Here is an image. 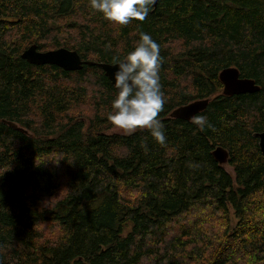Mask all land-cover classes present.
<instances>
[{
	"label": "trees",
	"instance_id": "1",
	"mask_svg": "<svg viewBox=\"0 0 264 264\" xmlns=\"http://www.w3.org/2000/svg\"><path fill=\"white\" fill-rule=\"evenodd\" d=\"M140 32L160 45L164 144L106 133L116 93L97 66L20 58L35 44L114 64ZM230 68L258 91L223 95ZM205 99L203 129L170 118ZM262 132L264 0H156L126 26L89 0H0V264H264Z\"/></svg>",
	"mask_w": 264,
	"mask_h": 264
},
{
	"label": "clouds",
	"instance_id": "2",
	"mask_svg": "<svg viewBox=\"0 0 264 264\" xmlns=\"http://www.w3.org/2000/svg\"><path fill=\"white\" fill-rule=\"evenodd\" d=\"M155 3L156 0H89L93 11L120 26L133 21L143 22ZM160 61V45L149 33L140 32L134 50L113 61L117 94L107 118L125 134L147 129L157 143L164 144V125L158 118L165 104L159 75ZM190 119L200 129L207 123L205 115L197 114Z\"/></svg>",
	"mask_w": 264,
	"mask_h": 264
},
{
	"label": "water",
	"instance_id": "3",
	"mask_svg": "<svg viewBox=\"0 0 264 264\" xmlns=\"http://www.w3.org/2000/svg\"><path fill=\"white\" fill-rule=\"evenodd\" d=\"M20 58L27 62L29 65L55 66L65 72L79 71L83 66H97L103 71L104 76L110 81L115 90V93L117 94V89L114 87L113 80V73L116 68L115 64L82 61L75 51H71L65 48H59L49 51H39L35 44L27 47L21 53ZM218 77L223 87L222 93L225 96L253 93L258 91L259 89L257 86H255L252 80L240 79L237 70L233 68L223 70ZM208 103V99L191 102L187 105L173 110L170 114V118L190 122V118L194 115L202 113L206 109ZM10 125L13 128L17 127L13 124ZM254 137L258 139V148L261 155L264 157V132L254 134ZM212 157L219 165H224L228 160V153L224 149L216 147L212 152Z\"/></svg>",
	"mask_w": 264,
	"mask_h": 264
},
{
	"label": "rangeland",
	"instance_id": "4",
	"mask_svg": "<svg viewBox=\"0 0 264 264\" xmlns=\"http://www.w3.org/2000/svg\"><path fill=\"white\" fill-rule=\"evenodd\" d=\"M81 106V105H80ZM76 105L73 107V110L75 109ZM85 107V108H82ZM91 106H81L79 107L77 110H75L73 112L74 117H80V119L84 120V119H90L92 117V109L90 108ZM87 108V109H86ZM79 119V118H78ZM107 134H125L123 131L113 127L112 129H110L109 131H106ZM224 169L226 171H228V173L231 172V168L228 164H224L223 165Z\"/></svg>",
	"mask_w": 264,
	"mask_h": 264
},
{
	"label": "bare ground",
	"instance_id": "5",
	"mask_svg": "<svg viewBox=\"0 0 264 264\" xmlns=\"http://www.w3.org/2000/svg\"><path fill=\"white\" fill-rule=\"evenodd\" d=\"M38 49V48H37Z\"/></svg>",
	"mask_w": 264,
	"mask_h": 264
}]
</instances>
